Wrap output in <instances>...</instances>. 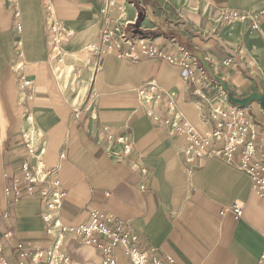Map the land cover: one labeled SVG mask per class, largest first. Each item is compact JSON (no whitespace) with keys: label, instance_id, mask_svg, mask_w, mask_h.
I'll return each instance as SVG.
<instances>
[{"label":"crops","instance_id":"crops-1","mask_svg":"<svg viewBox=\"0 0 264 264\" xmlns=\"http://www.w3.org/2000/svg\"><path fill=\"white\" fill-rule=\"evenodd\" d=\"M112 1L114 21L137 22L147 41L170 51L174 42L196 59L203 57L234 98L264 95V17L258 16L257 29L225 18L226 11L259 14L264 0ZM105 3L51 0L53 18L72 32L63 39L61 54L54 56L43 0H0L3 257L10 258L18 243L39 249L49 243L40 199L23 198L11 205L4 193V176L15 175L22 162V133L29 118L35 150L44 149L43 165L64 192L58 212L63 226H79L91 212H104L136 233L142 249L169 256L176 264H257L264 247V200L252 191L249 178L217 159L186 165V135H169L162 124L150 121L138 93L154 81L162 101L153 112L168 116L165 94H170L176 111L199 136L216 130L210 118L215 106L233 105L199 62L205 74L198 75L197 86L176 66L159 60L131 62L114 53L99 61L93 76L98 62L84 48L98 36ZM17 21L21 34L15 30ZM22 78L30 82L25 88ZM196 88L200 93H194ZM244 109L257 132L255 158H263L264 111L256 102ZM103 128L132 144L125 162L106 153ZM132 160L145 175L129 168L126 161ZM232 204L242 206L241 218L225 211ZM62 251L75 264H100V253L75 237H65ZM114 257L116 264H129L121 250Z\"/></svg>","mask_w":264,"mask_h":264},{"label":"built area","instance_id":"built-area-1","mask_svg":"<svg viewBox=\"0 0 264 264\" xmlns=\"http://www.w3.org/2000/svg\"><path fill=\"white\" fill-rule=\"evenodd\" d=\"M11 1V0H9ZM47 34L50 41V53L58 56L62 52V42L65 37L72 36L61 22L53 18L51 0H43ZM114 2L106 0L101 10L103 16L101 27L95 42L84 50L93 56L98 64L94 68V76L100 69L99 61L108 53H114L118 58L137 62L140 60H159L180 68L189 83L197 86L198 75L205 72L199 67L196 57L187 49L175 46L172 42V51L163 49L144 38L129 34L130 23H119L111 18ZM15 17L19 13L14 6ZM258 16L264 17V7L259 14L249 12L226 11L227 22L238 21L249 23L252 29H257ZM15 30L21 34V24H15ZM228 61L224 62L228 66ZM23 79V78H22ZM30 84L22 82L25 88ZM194 93H200L195 89ZM141 105L145 108L146 117L155 124H162L169 135L185 134L186 145L182 150L183 161L190 165L194 159H217L234 170L245 174L251 183L252 191L264 200V157L255 158L257 132L255 125L246 116V109L236 106H215L210 112V118L215 121L216 130L212 133L199 136L174 108L170 94H165L167 117H160L153 112V107L162 101L158 85L154 81L144 84L138 93ZM80 111L75 112V116ZM90 119H94L90 118ZM27 128L22 133L24 153L21 164L15 175H5L6 187L4 193L10 204H16L23 198L37 197L42 202L41 220L45 226L49 243L45 249L35 248L29 244H16L14 254L10 258L0 257V264H74L62 251L66 236L79 239L83 244L91 246L100 253V264H116L114 252L121 250L127 257L129 264H176L169 256L156 255L155 250L142 249L139 236L128 229L122 222L112 215L93 211L87 221L79 226H63L58 218L64 192L60 190L58 182L53 178L54 173L43 165L42 154L44 149L35 150L36 137L30 119L26 118ZM104 148L108 156L115 162H125L132 153V144L122 137L115 136L112 131L103 128ZM129 168L139 171L141 175L146 170L137 165L135 160L126 161ZM225 211L232 213L235 219L241 218L242 206L232 204ZM9 217V211L4 214ZM7 233L5 237H9ZM264 240V231L262 232ZM1 250V246H0ZM257 264H264V247Z\"/></svg>","mask_w":264,"mask_h":264},{"label":"water","instance_id":"water-1","mask_svg":"<svg viewBox=\"0 0 264 264\" xmlns=\"http://www.w3.org/2000/svg\"><path fill=\"white\" fill-rule=\"evenodd\" d=\"M133 29H134L133 30L134 35H139V36L143 35L140 31L137 30V24L133 26ZM197 60L201 64L202 69L206 72V74L220 87L222 92L225 94L228 103L238 108H246L248 107L249 104L256 102L258 103L261 110L264 111L263 94L252 93L249 96L242 99L234 98L230 93V91L228 90L226 84L213 73V70L210 68L209 64L204 60V58L199 56Z\"/></svg>","mask_w":264,"mask_h":264},{"label":"rangeland","instance_id":"rangeland-1","mask_svg":"<svg viewBox=\"0 0 264 264\" xmlns=\"http://www.w3.org/2000/svg\"><path fill=\"white\" fill-rule=\"evenodd\" d=\"M129 1H132V0H129ZM138 11H141V10H138ZM136 24H137V30L140 31V30H139V25H138V23H137V22H136V23H132V24H130V27H129V34L132 35V36H136V37H139V38H140L139 35H134V34H133V30H134V29H133V26L136 25ZM141 33H142V32H141ZM141 38H142V37H141ZM240 109H244V108H240ZM18 244H19V243H18ZM22 244H23V243H22ZM0 245H1V244H0ZM1 252H2V250H0V257H3V255H2ZM68 259H69V258H68ZM69 260H70V259H69ZM70 261H71V260H70ZM71 262H72V261H71ZM73 263H74V262H73ZM74 264H75V263H74Z\"/></svg>","mask_w":264,"mask_h":264}]
</instances>
